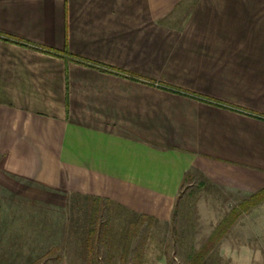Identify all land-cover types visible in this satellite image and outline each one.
<instances>
[{
    "label": "crops",
    "instance_id": "1",
    "mask_svg": "<svg viewBox=\"0 0 264 264\" xmlns=\"http://www.w3.org/2000/svg\"><path fill=\"white\" fill-rule=\"evenodd\" d=\"M263 189L264 0H0V264L92 191L220 223Z\"/></svg>",
    "mask_w": 264,
    "mask_h": 264
},
{
    "label": "rangeland",
    "instance_id": "2",
    "mask_svg": "<svg viewBox=\"0 0 264 264\" xmlns=\"http://www.w3.org/2000/svg\"><path fill=\"white\" fill-rule=\"evenodd\" d=\"M107 197L92 191L90 221L70 223L74 230L66 239L43 248L42 264H192L222 222V214L208 223L195 220L192 205H164L154 198L160 204L146 213ZM261 210L254 221L247 218L235 227L236 222L202 264H264V206Z\"/></svg>",
    "mask_w": 264,
    "mask_h": 264
},
{
    "label": "trees",
    "instance_id": "3",
    "mask_svg": "<svg viewBox=\"0 0 264 264\" xmlns=\"http://www.w3.org/2000/svg\"><path fill=\"white\" fill-rule=\"evenodd\" d=\"M263 202L264 189L253 195L250 199L242 202L238 207L232 209L208 237L202 248L191 258V263L202 264L209 254L214 251L220 241L226 236L230 228L239 220V218Z\"/></svg>",
    "mask_w": 264,
    "mask_h": 264
}]
</instances>
